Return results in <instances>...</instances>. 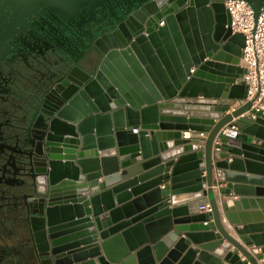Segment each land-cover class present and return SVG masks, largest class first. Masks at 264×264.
I'll use <instances>...</instances> for the list:
<instances>
[{
    "label": "water",
    "instance_id": "95a60500",
    "mask_svg": "<svg viewBox=\"0 0 264 264\" xmlns=\"http://www.w3.org/2000/svg\"><path fill=\"white\" fill-rule=\"evenodd\" d=\"M9 1L20 11L43 5L69 16L108 2ZM243 1L255 22L264 0ZM109 16L87 50L97 57L95 70L54 67L59 83L43 98L50 111L27 114L33 181L8 233L1 223L9 206L0 204V264H264V235H257L264 225L238 221L234 212L246 203L242 194L259 191L242 185L264 177V113L240 118L250 103L227 113L244 98L243 38L225 28L222 0H141ZM140 66L151 70L149 79ZM233 119L240 137H220L213 147ZM188 130L207 133L201 152L181 140ZM223 184L220 195L239 197L232 208L220 206L227 224L212 190ZM183 188L195 202L177 204ZM201 198L209 213L197 212ZM11 238L22 241L19 253L6 244Z\"/></svg>",
    "mask_w": 264,
    "mask_h": 264
},
{
    "label": "flooded vegetation",
    "instance_id": "af4514ba",
    "mask_svg": "<svg viewBox=\"0 0 264 264\" xmlns=\"http://www.w3.org/2000/svg\"><path fill=\"white\" fill-rule=\"evenodd\" d=\"M140 1L108 0L95 12L69 16L43 5L20 11L9 0H0V204L10 210L2 231L8 233L16 225L19 207L26 201L24 185L33 181L25 161L33 139L25 131L27 114L30 108L50 111L43 98L59 83L54 67L64 63L76 68L79 53L89 49L93 30L104 29L111 13ZM40 136L34 134L35 139ZM38 144L36 151L41 152V139Z\"/></svg>",
    "mask_w": 264,
    "mask_h": 264
},
{
    "label": "built area",
    "instance_id": "2783aa9c",
    "mask_svg": "<svg viewBox=\"0 0 264 264\" xmlns=\"http://www.w3.org/2000/svg\"><path fill=\"white\" fill-rule=\"evenodd\" d=\"M222 8L228 16V24L225 28L229 30L231 35H239L243 38L239 59L241 66L239 65V67L244 70L241 79L244 98L240 101H232L227 113L250 103L249 109L240 118L246 117L253 122L257 113H264V7L259 10L255 22L251 8L243 0H222ZM193 72L194 68H191L188 74L191 75ZM196 99L198 102L202 101L200 97ZM132 134H137V129H133ZM240 134L239 124L233 119L230 124L220 129L212 146L216 147L220 144V137L235 140L240 137ZM206 138V132L190 130L184 131L183 136L181 135V140L192 143L190 146L192 152L203 146ZM228 162L230 161L228 160ZM212 190L217 191L218 186H213ZM197 212L209 213L210 207L207 203H203L197 208Z\"/></svg>",
    "mask_w": 264,
    "mask_h": 264
},
{
    "label": "crops",
    "instance_id": "0c3cea01",
    "mask_svg": "<svg viewBox=\"0 0 264 264\" xmlns=\"http://www.w3.org/2000/svg\"><path fill=\"white\" fill-rule=\"evenodd\" d=\"M223 9V8H222ZM224 11V9H223ZM240 65V64H239ZM241 66V65H240ZM184 132L181 133V135L183 136ZM194 137V136H193ZM205 144V142H204ZM170 146V145H169ZM203 146H201L200 148L196 149L194 152H201L203 150ZM178 153V152H177ZM176 154V153H175ZM262 180L261 182H259V184L255 185H250V184H246V185H242L244 187H252V188H256L258 191V193L253 194L252 196L249 195L248 193L246 194H242L241 198H243L246 203L245 204H240L238 205V208L235 212V214L237 215V220L238 221H242V222H258L257 224H263L264 225V177H261ZM163 186H167V184H164ZM226 189V184H223L221 186H218V190L217 191H213V196H214V200L216 202L217 208H218V214H219V218H220V222L223 224H227V221L225 220L224 216H223V212L221 210V204H226L227 208H232V203L238 201L239 197H235L232 194L229 195H220L219 194V189ZM183 189H180V193H178V195L175 197L176 198V202L177 204H185V203H190V202H195L191 199H195L194 196H190L187 195L183 192ZM206 198H201L200 200H198L199 203L203 204L205 203ZM249 200H252L253 203H250ZM232 237H234L236 239V236L234 234H231ZM257 235H264V229L260 232L257 233ZM8 247L16 253H19L21 251V249H23V244L21 240H16L14 238H11L9 240H7ZM119 249L116 247H114L113 249V253H118ZM263 261H258V264H261Z\"/></svg>",
    "mask_w": 264,
    "mask_h": 264
},
{
    "label": "rangeland",
    "instance_id": "374dc122",
    "mask_svg": "<svg viewBox=\"0 0 264 264\" xmlns=\"http://www.w3.org/2000/svg\"><path fill=\"white\" fill-rule=\"evenodd\" d=\"M76 63L79 65V67L93 72L96 68L97 57L94 53L86 50L82 53H79Z\"/></svg>",
    "mask_w": 264,
    "mask_h": 264
},
{
    "label": "bare ground",
    "instance_id": "6f19581e",
    "mask_svg": "<svg viewBox=\"0 0 264 264\" xmlns=\"http://www.w3.org/2000/svg\"><path fill=\"white\" fill-rule=\"evenodd\" d=\"M162 23H160V25H161ZM115 43V45H117L118 43L117 42H114ZM123 42L122 41H120L119 42V44L118 45H120V44H122ZM124 56H127L126 54L124 55ZM111 69H112V71H114V67H112V66H110V63H107V65H105L104 66V68H103V70L105 71V72H107L108 74H110V75H112L111 74ZM140 71H142L144 74H146L145 76H146V78L147 79H149L148 78V76H147V74H148V71H149V74H150V72H151V70H148V68H146L145 69V67H143V66H140V68H138ZM150 69V68H149ZM147 70V71H146ZM147 72V73H146ZM133 73V72H132ZM132 73H130L131 74V76L133 75ZM119 79L121 80V82L122 83H124L125 85H127V82L121 77V76H119ZM121 82H119L118 83V85L120 86V87H122V84H121ZM120 89H123V88H120ZM110 93L111 94H115V91L114 90H110ZM40 139H41V136L37 139H35V141H36V145L39 143V141H40ZM39 145V144H38Z\"/></svg>",
    "mask_w": 264,
    "mask_h": 264
}]
</instances>
